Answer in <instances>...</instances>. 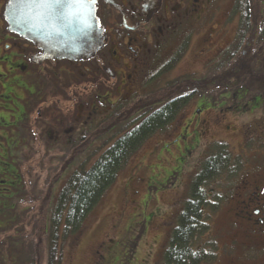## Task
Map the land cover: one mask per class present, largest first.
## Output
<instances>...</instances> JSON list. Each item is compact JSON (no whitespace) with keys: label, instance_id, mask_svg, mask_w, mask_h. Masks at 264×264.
<instances>
[{"label":"rangeland","instance_id":"rangeland-1","mask_svg":"<svg viewBox=\"0 0 264 264\" xmlns=\"http://www.w3.org/2000/svg\"><path fill=\"white\" fill-rule=\"evenodd\" d=\"M175 1L178 4L183 2ZM235 2L236 0H212L211 3V0H201L194 5L199 6L195 8L194 15L197 17L195 21H189L184 15L187 12L186 8L183 7L171 10L165 15L171 16L167 21L175 24L173 27L182 20V24L179 25L182 26L181 30L184 34L190 35L182 60L164 74L165 80L186 76L198 77L203 73L207 75L211 72L210 66L235 33L238 22V15L232 13ZM158 37L160 38V35L155 36ZM178 38L177 35H168L166 41L170 42L172 39L176 41ZM151 40L152 37H148V41ZM181 40L184 43L187 36L184 35ZM163 41L166 42L164 39ZM152 49L146 52L147 59L142 67L143 71L141 70L132 80L131 85L135 82L134 88L131 85L123 88L117 100V94L110 93L112 100H116L115 102L121 100L122 105L125 104L124 108L135 99L143 98L149 93L147 92L149 88L145 84L153 75V70L154 72L159 70L164 65V59L168 57L166 48L155 53ZM153 54L158 59L156 62L161 61L159 65H155V59L149 62V55L153 56ZM15 64L13 63V67L7 70L9 75L16 73ZM150 64L154 67H150ZM81 65L70 62L57 64L62 70L61 78H66L67 70L74 73L80 70ZM0 67L5 70L4 65L0 64ZM17 75L21 74L17 73ZM96 75L101 76V71L98 70ZM3 81V76H0V83L5 87V82L8 80ZM89 81V77L76 80L77 95L83 100L87 99L90 88L100 94L104 93L103 88L98 89L95 86L84 89L82 85H89ZM215 81L213 79L208 86L203 87L204 90L192 95L165 128L151 133L142 141L87 214L83 229L77 235H71L63 241L61 262L58 264H162V250L176 223V216L188 197L189 184L203 160L211 156L216 151V147L221 145L226 147L225 154H228L231 160L239 158L240 167L237 169L239 173L227 172L225 169L204 184L211 201L221 200L218 209L208 213L210 214L209 230L205 236L211 237L216 255L212 261L200 264H264V246H262L264 242L256 244L259 238L249 239L251 237L249 233L232 222L233 219L238 220L242 226V219L235 217V213H240L243 209L241 199L244 196L239 187L241 183L239 178H244L242 165L249 164L253 157L262 154L259 152L262 151L263 146L258 147L257 143L260 139L264 141V85L260 81H252L248 86L233 88L236 80L230 78L225 81L228 87L220 92L219 87L214 85ZM56 95L61 98L59 105L61 119L57 108L52 111L50 106H47L50 111L48 114L45 113L43 118L48 121L46 125L51 130L50 135L57 137V141L42 138L43 145L39 153L35 152L37 141H21L22 124L12 122L15 129L7 140L11 152L6 160L3 157L0 165L4 170L8 168V171L11 170L13 173L0 172V177L4 176L17 184L19 183L17 171L24 172L22 175L27 189L29 182L37 176L36 186L34 190L31 189V194L36 192L39 197L31 201L29 193H26L24 201L17 202L15 210L21 207H24L23 210L26 209L25 212L18 213L22 217L19 218L20 221L10 225L5 216L0 217V254L5 257L4 260H0V264L27 263L26 242L31 241L36 234L41 236L38 226L41 227L45 214L49 213L56 192L66 175L87 155L89 161L85 166L88 167L116 138L115 135L110 136L114 131L112 129L85 145L84 149L69 162L60 177L52 183V193L42 206V212L38 211L39 199L46 189V181L52 178L51 175L56 170L54 168L59 166L61 154L67 153L68 148L78 141V135L64 139L69 128L67 121L70 117L71 102L62 98L61 94ZM47 97L46 103H49L50 96ZM101 99L102 97L99 100L88 99L86 104H78L74 121L72 119L77 133L90 122L93 124L99 121L103 115L102 107L105 106L104 99ZM250 108L253 110L251 111ZM55 112L56 114L53 115ZM129 121H124V125ZM58 125H61L57 129L59 131H55ZM35 129L32 128L33 131ZM25 132L30 137L32 131L28 129ZM106 139H108L106 144L101 146ZM21 143L28 146L33 144V148L25 149L23 151L25 158L19 161ZM237 180L239 181L236 182ZM209 209L208 205L206 209L204 208V213L209 212ZM2 212L4 210L0 207V213ZM35 219L38 222L34 227ZM18 225L22 226V234L25 235L22 250L19 247L14 249L13 246H7L14 235L13 227ZM8 253L11 256L21 255L20 258L17 257L20 260H9ZM43 260L45 254L39 264H45Z\"/></svg>","mask_w":264,"mask_h":264},{"label":"flooded vegetation","instance_id":"flooded-vegetation-1","mask_svg":"<svg viewBox=\"0 0 264 264\" xmlns=\"http://www.w3.org/2000/svg\"><path fill=\"white\" fill-rule=\"evenodd\" d=\"M6 1L0 0V64L2 66L4 65L5 68V70H2L0 67V76H3V82L8 80V82H5V87L0 83V163L3 157L6 160V157L11 152L7 140L12 130L15 129L12 122L22 124V133H20L21 141H37L38 146L35 147L36 153L40 152L42 148V138L57 141V137L50 135L51 130L46 125L48 121L43 118L45 113L48 114L50 111L47 106H50L52 111L56 107L57 113L60 114L59 105L61 98L59 95L55 96V94H61L62 98L71 102L70 117L67 121L69 128L64 139L74 135H78L77 138H80L95 127L97 122L93 124L90 122L87 127H83L77 133L75 131L76 129L74 130L75 124L73 117H75V109L78 104H86L88 99L99 100L100 97L104 99L103 103L105 106L102 107L103 115L99 118L98 122L102 121L107 126L106 130L101 134L114 129L110 136L115 135L117 138L124 133L123 126L125 122L123 120H115L114 116L121 112L125 104L122 105L121 100L119 102L115 101L122 93L123 88L131 85L133 78L142 70L147 59L146 52L153 47L152 50H154V53L166 48L168 57L167 59H164L165 57L163 58L165 62L159 70L155 72L153 70V75L149 77L145 84L149 88L147 92L151 93L157 89H161L166 86L167 82L172 80L170 78L165 80L164 74L173 69L182 60L188 47L190 35L184 34L181 30L182 26L179 25L182 24V20L173 27L175 24L173 25L172 22L167 21L171 19V16L166 17L165 15L168 12L170 13L171 10L183 7L186 8L185 11L187 12L184 15L188 17L189 21H195V18H197L194 15L196 12L195 8L199 6L195 7L194 5L201 0H182L183 2L181 4H178L175 0H160L159 5L154 8L149 4L143 7L144 0H94L97 23L102 28L104 39L95 54L84 59L48 56L31 39L10 30L8 28V22L3 15V8ZM21 8L28 7L22 6ZM37 8H64V6L51 4L50 7L37 6ZM186 17L183 18L186 19ZM157 35H160V38H155ZM168 35H177L179 38L176 41L172 39L171 41L173 42L170 43L171 41H166ZM184 35L187 36V40L183 43L181 39ZM150 36L152 40L149 42L148 37ZM153 43H156V45H153ZM184 46L185 48L183 49ZM180 50L181 54L178 56L177 54ZM153 59H155V62L158 61L155 54L153 56L149 55V62H153ZM59 62H70L82 65L81 69L75 71V73L74 71L67 70L66 78H61L60 72L62 70L57 66ZM160 62H156L155 65H159ZM13 63H16V73L9 75L7 70L13 67ZM216 66L217 59L210 66L211 70L218 71ZM150 67L154 66L150 64ZM98 70L101 71V76L96 75ZM17 73L21 75L16 76ZM204 75L203 73L200 76ZM213 76L218 81L217 73ZM88 77L90 78V84L82 85L83 88L86 89L95 86L98 89L103 88L104 93L100 94L97 90L90 88V93L86 96L87 99L85 98L83 100L77 95L76 80ZM161 77L163 80H159ZM134 83L131 85L133 88ZM120 87L121 89L119 90ZM201 90H204V88L202 87ZM112 92L117 94L116 100L110 98V93ZM47 96H50L49 103H46V100H48ZM250 110L252 111L253 109L250 108ZM136 118L137 116L134 114L127 120L130 121L127 122L126 129L131 124L134 125L137 122ZM39 125L42 126L38 127ZM60 126L58 125L55 131H59L57 129ZM32 128L35 130L33 131ZM28 129L32 131L29 135L30 137L25 132ZM110 136L108 137L111 138ZM257 146H263L262 151L259 152L262 154L258 157H253L254 159L249 164L242 165L244 178H239L241 182L239 183V187L242 190L241 194L244 196L241 199L243 209H241L240 213L236 212L235 217L240 220L242 219V226L238 220L233 219L232 222L238 224L241 229L246 230L251 236L249 239L259 238V242L256 243L259 244L260 242H264V141L262 139L258 140ZM29 147L33 148V144L29 146L24 143L20 144L19 161L25 158L23 151L27 148L29 149ZM8 170V168L4 170L0 165V172L3 174L13 173L11 170ZM236 172L239 173V171ZM17 175L19 177L18 185L13 183L12 180H7L8 178L6 179L4 176L0 177V207L5 206L6 209L9 208L8 204L11 206L12 203L18 201L15 190L20 186L22 181H20L22 179L21 171H17ZM20 201H24V198L20 199ZM4 213L6 212L0 213V216ZM245 223L246 226H244Z\"/></svg>","mask_w":264,"mask_h":264},{"label":"trees","instance_id":"trees-1","mask_svg":"<svg viewBox=\"0 0 264 264\" xmlns=\"http://www.w3.org/2000/svg\"><path fill=\"white\" fill-rule=\"evenodd\" d=\"M263 3L264 0H236L232 13L238 15L237 26L232 40L221 49L218 55L216 66L218 71L211 70L204 76L172 79L165 87L139 98L114 116L115 120L126 121L135 114L137 122L135 121L136 123L128 129H126L127 125H124V133L100 152L88 167L85 164L89 161V155L85 156L66 175L56 192L48 215L45 214L41 227L37 225L41 236L36 234V237L28 241L29 243L26 242L28 261L24 264H39L43 254H45V260H43L45 264L60 263L63 241L71 235H77L83 229L87 214L104 190L115 180L117 172L126 164L132 153L151 133L165 128L192 95L215 79L213 76L215 73L218 75V81L214 82V85L219 87L220 92L228 87L225 81L230 78L236 80L233 88L248 86L252 81H260L264 85ZM180 54L181 50L177 55ZM106 127L102 121L97 122L93 129L78 138V141L68 148L67 153L61 154L59 166L54 168L56 170L52 173V178L46 181V189L39 199L38 211L42 212V206L49 199L52 183L60 177L69 162L84 149L85 145L104 132ZM107 140H104L101 146L105 145ZM225 151L224 145L216 147V151L203 160L193 176L189 184L188 197L176 216V223L162 250V264H200L215 258L212 239L210 236H205L209 230L210 214L208 213L218 209L221 199L211 201L204 184L225 169L227 172H235L240 167L239 158L231 160ZM23 173L21 172V175ZM36 177L29 182L26 189L22 175L20 186L15 190L18 201L6 209L1 206L2 210L8 213L7 216L1 214L0 217L5 216L8 224L12 225L13 222L20 221L19 218H22L18 213L20 211L23 213L26 209L23 210L24 207L15 209L17 202L25 198L26 193H29L31 201L38 199L36 192L31 194V189L34 190L36 186ZM208 205L210 211L204 213V208L206 209ZM34 222L35 227L38 220L35 219ZM13 229L14 235L7 246H13L14 249L19 247L22 250L25 244L22 226L18 225ZM41 238L44 239L41 240ZM18 256H11L8 253L7 257L9 260L19 261ZM4 259L1 253L0 260ZM21 259L23 260L24 256Z\"/></svg>","mask_w":264,"mask_h":264},{"label":"water","instance_id":"water-1","mask_svg":"<svg viewBox=\"0 0 264 264\" xmlns=\"http://www.w3.org/2000/svg\"><path fill=\"white\" fill-rule=\"evenodd\" d=\"M159 1L144 0L143 7L147 4L157 7ZM50 3L64 8H37V5H25L21 0H7L3 15L8 28L31 39L48 56L84 59L95 54L102 45L104 34L97 23L94 0L84 12L68 8V0H60L59 4L50 0ZM61 11L64 15L59 14Z\"/></svg>","mask_w":264,"mask_h":264},{"label":"snow or ice","instance_id":"snow-or-ice-1","mask_svg":"<svg viewBox=\"0 0 264 264\" xmlns=\"http://www.w3.org/2000/svg\"><path fill=\"white\" fill-rule=\"evenodd\" d=\"M25 5H37L39 7H50V0H21ZM57 4L60 3V0H56ZM92 0H68V7L71 9H76L79 12H84L89 9ZM60 15H64V12L61 11Z\"/></svg>","mask_w":264,"mask_h":264}]
</instances>
